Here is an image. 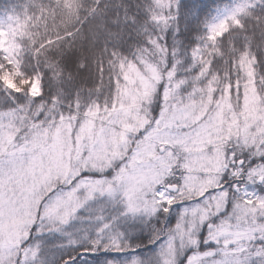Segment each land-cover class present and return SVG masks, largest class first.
I'll list each match as a JSON object with an SVG mask.
<instances>
[{
	"label": "snow or ice",
	"instance_id": "obj_1",
	"mask_svg": "<svg viewBox=\"0 0 264 264\" xmlns=\"http://www.w3.org/2000/svg\"><path fill=\"white\" fill-rule=\"evenodd\" d=\"M181 8L0 15V264H264V0Z\"/></svg>",
	"mask_w": 264,
	"mask_h": 264
},
{
	"label": "trees",
	"instance_id": "obj_2",
	"mask_svg": "<svg viewBox=\"0 0 264 264\" xmlns=\"http://www.w3.org/2000/svg\"><path fill=\"white\" fill-rule=\"evenodd\" d=\"M27 0H0V15L7 14L10 11H20L23 4ZM47 3L48 0H43ZM233 0H181V23H185V20L191 23L194 28L197 21H202L206 18H210L215 15L216 11L223 8L225 5L232 3ZM58 258L59 253H50ZM116 255V254H112ZM104 254L100 253L95 256L88 255L84 257L86 264H98L102 262Z\"/></svg>",
	"mask_w": 264,
	"mask_h": 264
}]
</instances>
